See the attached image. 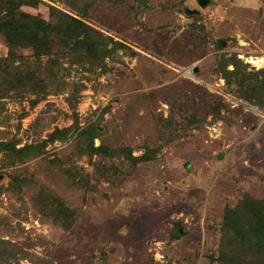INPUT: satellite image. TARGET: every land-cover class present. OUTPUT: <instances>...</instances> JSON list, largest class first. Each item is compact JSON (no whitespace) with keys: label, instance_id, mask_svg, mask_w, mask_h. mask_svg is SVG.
Masks as SVG:
<instances>
[{"label":"rangeland","instance_id":"obj_1","mask_svg":"<svg viewBox=\"0 0 264 264\" xmlns=\"http://www.w3.org/2000/svg\"><path fill=\"white\" fill-rule=\"evenodd\" d=\"M15 3L54 29L13 60L0 33V264H236L223 212L248 194L264 214V109L219 62L264 67V0Z\"/></svg>","mask_w":264,"mask_h":264},{"label":"trees","instance_id":"obj_2","mask_svg":"<svg viewBox=\"0 0 264 264\" xmlns=\"http://www.w3.org/2000/svg\"><path fill=\"white\" fill-rule=\"evenodd\" d=\"M3 5L7 7V10L3 20L0 21V33H2L8 46L7 57L13 60L17 57L16 51L25 46L33 47L36 56L41 54L40 50L42 49H46L49 54L51 47H49L48 43L50 42V34H53V26L44 24L33 17L17 18L15 12L18 4L16 5L15 0H5ZM61 17L69 19L68 22L78 28V34H82L83 38H79L78 34H76L74 35V41L85 46L88 52L102 46L103 42L99 41L95 36L90 35L89 28L82 24V21L66 13ZM60 24L62 23H57L54 27ZM105 45L104 48H108ZM106 52L108 51L106 50ZM228 63L229 59L225 58H222L219 62L220 69H222V72H225L224 78L226 82L228 84L234 83L241 98L246 100L247 103L255 104L264 109V67L258 68L256 71H247L246 68H241L236 64L233 69L229 70L227 69ZM69 129L71 130L72 127ZM98 132V125H92L81 131L82 135L86 133V136L89 137L90 155L103 150V146L92 145L91 139L97 137ZM125 155L128 157L127 152ZM151 159L152 155L150 156L144 152L139 157L133 158L132 163L136 164ZM262 210V200L255 199L248 194H245L236 205H227L225 207L221 226V232L224 233L220 250L222 258L226 257L225 254L228 253L230 255L229 259L232 262L242 264L236 261V258L239 255L241 256V253H245L251 258L250 262H253L252 264H264L262 258L264 254L261 253L264 251V214ZM245 248L251 253L243 250ZM258 255L259 257H257Z\"/></svg>","mask_w":264,"mask_h":264},{"label":"water","instance_id":"obj_3","mask_svg":"<svg viewBox=\"0 0 264 264\" xmlns=\"http://www.w3.org/2000/svg\"><path fill=\"white\" fill-rule=\"evenodd\" d=\"M207 2V0H198V3L200 4V5H204L205 3Z\"/></svg>","mask_w":264,"mask_h":264},{"label":"clouds","instance_id":"obj_4","mask_svg":"<svg viewBox=\"0 0 264 264\" xmlns=\"http://www.w3.org/2000/svg\"><path fill=\"white\" fill-rule=\"evenodd\" d=\"M264 60V59H263ZM251 66L253 67V68H255V64L254 63H251ZM262 67V65H259L257 68H255V69H258V68H261Z\"/></svg>","mask_w":264,"mask_h":264},{"label":"bare ground","instance_id":"obj_5","mask_svg":"<svg viewBox=\"0 0 264 264\" xmlns=\"http://www.w3.org/2000/svg\"><path fill=\"white\" fill-rule=\"evenodd\" d=\"M250 62H256V61H254V59H253V57L252 58H250V60H249ZM258 61H260V60H258Z\"/></svg>","mask_w":264,"mask_h":264},{"label":"built area","instance_id":"obj_6","mask_svg":"<svg viewBox=\"0 0 264 264\" xmlns=\"http://www.w3.org/2000/svg\"><path fill=\"white\" fill-rule=\"evenodd\" d=\"M258 67V65H255V68H257Z\"/></svg>","mask_w":264,"mask_h":264}]
</instances>
